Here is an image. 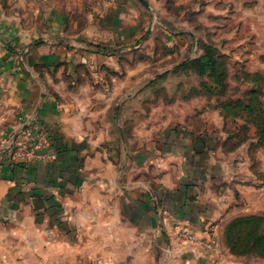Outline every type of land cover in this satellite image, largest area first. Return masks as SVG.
Wrapping results in <instances>:
<instances>
[{
  "label": "rangeland",
  "instance_id": "374dc122",
  "mask_svg": "<svg viewBox=\"0 0 264 264\" xmlns=\"http://www.w3.org/2000/svg\"><path fill=\"white\" fill-rule=\"evenodd\" d=\"M258 3L0 0V60L4 50L14 53L16 66L26 69L24 55L51 43L101 56L94 62L104 66L103 78L98 84L94 82L98 87L91 90L115 94L112 107L122 125L124 173L129 174L133 168L136 175L137 167H130L136 154L143 162L151 153L156 169V163L169 158L174 138L181 144L190 130L203 135L209 129L217 131L220 158L232 159L239 151L236 161L246 157L250 160L261 188L260 193L250 194L251 203L248 205L237 193L229 207L233 215L219 227L211 225L207 236L177 233L181 241H217L218 248L213 249L194 240L209 254L210 264H264V240L244 237L254 230L255 222L233 226L237 219L248 216L258 217L260 223L263 219L264 223V143H257V122L264 135V5L256 8ZM55 19L59 28L52 37ZM97 74L89 73L92 81ZM11 114L15 121L0 132V170L4 163H21L11 155L12 150H5L7 142L15 138V131L29 120L38 123L35 115L24 117L18 109H4L0 117L7 119ZM249 142L247 152L245 145ZM48 152L46 160L40 162L54 160L49 148ZM28 206L32 210L28 209L26 216L19 213L15 221L13 215L2 227L4 230L0 226V264H133L136 260L132 249H124L117 259L109 256L110 249L101 246L99 235L91 233L88 240L87 232L79 230L81 226L66 215L61 205L49 203L43 210L31 200ZM241 227L243 238L231 235ZM188 233L190 239L185 238ZM254 240L255 250H249ZM158 241L154 237V247ZM144 242L141 238L140 243ZM166 243V248L159 249L163 254L157 264H167L173 256V247Z\"/></svg>",
  "mask_w": 264,
  "mask_h": 264
},
{
  "label": "crops",
  "instance_id": "0c3cea01",
  "mask_svg": "<svg viewBox=\"0 0 264 264\" xmlns=\"http://www.w3.org/2000/svg\"><path fill=\"white\" fill-rule=\"evenodd\" d=\"M258 2L256 8H262L264 0ZM52 25L55 37L58 19ZM1 56L0 116L4 109H18L24 117L35 115L48 132L49 150L55 157L46 163L2 165L1 228L13 215L15 221L19 213L26 216L32 210L28 203L34 200L43 210L49 203L61 205L81 226L79 230L87 232L88 240L99 235L101 246L116 259L124 249H132L133 264H157L163 254L159 249L168 242L173 256L167 264H210L209 254L198 243L181 241L177 233L207 236L211 225L219 227L233 215L229 207L237 193L251 203L250 194L260 193L261 188L247 157L236 161V151L232 159H222L217 131L209 129L204 136L190 130L181 144L174 138L169 158L156 163V169L151 153L143 162L136 154L130 162V167H137L136 175L133 168L124 173L122 125L112 107L115 94L93 91L103 78L104 66L94 62L100 55L51 43L24 55L26 69L16 66L14 53L4 50ZM90 72L100 75L92 81ZM15 118L0 117V132ZM245 146L248 152L250 142ZM156 236L160 241L154 247Z\"/></svg>",
  "mask_w": 264,
  "mask_h": 264
},
{
  "label": "built area",
  "instance_id": "2783aa9c",
  "mask_svg": "<svg viewBox=\"0 0 264 264\" xmlns=\"http://www.w3.org/2000/svg\"><path fill=\"white\" fill-rule=\"evenodd\" d=\"M14 134L15 138L7 142L5 150H12L13 154L11 155H14L19 162L27 165L46 160L49 155L48 132L34 119L29 120L23 127L18 128ZM190 236L192 235L188 233L185 235V238ZM194 240H196L201 246L213 249L218 248L217 241L213 239Z\"/></svg>",
  "mask_w": 264,
  "mask_h": 264
},
{
  "label": "trees",
  "instance_id": "16d2710c",
  "mask_svg": "<svg viewBox=\"0 0 264 264\" xmlns=\"http://www.w3.org/2000/svg\"><path fill=\"white\" fill-rule=\"evenodd\" d=\"M257 124L259 125V130H258V141H257V143H258V145H261V144H263L264 143V135L262 134V130H263V128L262 127H260V123L259 122H257ZM18 165H24V164H22V163H19ZM25 166V165H24ZM261 219H259L258 217H255V216H248V217H246V218H239V219H237L234 223H233V226H235V225H241V223H248V222H251V221H253V222H255V228H254V230H251V231H249V232H246V234L244 235V237H254V238H257L258 240H264V223H263V219H262V221H261V223L260 222H258V221H260ZM232 226V227H233ZM244 230V228H238V229H234V232L235 233H231V235H239V236H241L242 237V233L244 232L243 231ZM259 231H260V233H259ZM232 232V231H231ZM256 234H258V237H257V235ZM243 238V237H242ZM247 238V239H248ZM247 239H245V240H247ZM231 244L233 245L234 244V242H233V240H231ZM257 245V241L256 240H254L253 241V243L251 244V246H249V250H255V246Z\"/></svg>",
  "mask_w": 264,
  "mask_h": 264
}]
</instances>
